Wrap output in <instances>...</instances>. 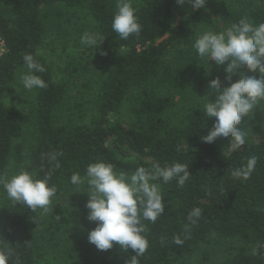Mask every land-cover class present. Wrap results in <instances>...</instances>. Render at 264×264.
Returning <instances> with one entry per match:
<instances>
[{"label":"trees","instance_id":"1","mask_svg":"<svg viewBox=\"0 0 264 264\" xmlns=\"http://www.w3.org/2000/svg\"><path fill=\"white\" fill-rule=\"evenodd\" d=\"M116 3L0 0V179L7 181L10 165L23 162L20 141L26 124L27 171L57 187L48 212L12 201L6 205L0 215V247L15 252L8 264H40L42 247L67 239L77 223L84 233L76 264H125L131 259L135 253L115 242L108 251L88 242V232L96 227L87 218L88 186L80 185L77 193L70 177H84L87 166L96 162L110 163L114 171L129 176L139 166H189L191 176L183 187L176 179L153 181L166 208L155 223L142 221L149 246L139 264L177 263L209 237L241 244L222 264H264V126L255 122L254 110L241 121L251 133L240 149L218 138L211 144L201 141L215 122L203 114L207 97L216 99L210 95L209 81L220 77L222 87L228 84L224 66L201 59L193 48L198 35L222 32L241 18L254 25L264 23V0H207L200 9H193L189 0H132L142 29L127 40L111 30ZM79 22L103 34L106 53L99 75H91L81 88L53 81L50 67L37 54L51 34ZM29 53L45 68L36 74L47 86L31 90L29 117L22 119L16 108L4 106L3 99L27 72L23 56ZM240 71L259 77L244 68ZM175 96L185 103L181 112L175 111ZM252 155L258 162L250 178L233 177L231 172ZM5 194L0 183V195ZM194 208L202 215L192 225L187 218Z\"/></svg>","mask_w":264,"mask_h":264},{"label":"clouds","instance_id":"2","mask_svg":"<svg viewBox=\"0 0 264 264\" xmlns=\"http://www.w3.org/2000/svg\"><path fill=\"white\" fill-rule=\"evenodd\" d=\"M193 9L203 8L207 0H189ZM183 3V0H177ZM142 26L138 22L136 9L132 0H117L111 30L121 40L139 35ZM105 37L99 32H85L80 43L89 48H99ZM98 45V47H97ZM201 59L214 61L226 73L227 87H222L220 77L209 81L210 95L215 101L207 102L203 114L215 122L206 136H201L203 143L211 144L217 138H230L229 145L238 150L245 145L247 132L238 127L244 117L253 113L261 102H264V23L254 25L247 18H241L222 32L205 31L198 35L193 44ZM106 55V53H101ZM27 72L20 81L26 90L45 88L46 82L36 73L45 72V68L29 53L23 56ZM226 65V66H225ZM244 68L255 75H245L240 71ZM233 76L239 78L233 82ZM205 98V97H204ZM203 99V98H202ZM56 159L55 154L50 157ZM258 162L255 155L247 158L246 163L235 168L231 175L247 180ZM188 165L173 163L160 167L155 165L152 170L144 166L136 168L130 176L124 172L117 173L114 166L104 162L91 163L87 166L86 175L81 177L74 173L70 177L72 185L87 184L88 220L95 222V229L88 232V242L99 251H108L115 244L125 251L131 249L135 254L125 264H139L138 258L143 256L149 244L143 233L146 231L143 220L155 223L165 213L166 204L159 186L153 181L162 179L164 183L176 179L177 185L183 187L189 180ZM3 189L7 197L15 204L27 206L32 211L42 209L49 211L51 198L55 196L57 187L49 186L48 179H36L33 173L21 170L11 179L4 181ZM202 210L194 208L189 212L188 221L195 225L201 217ZM177 244L181 241L177 238ZM15 256L10 247H0V264H8Z\"/></svg>","mask_w":264,"mask_h":264},{"label":"rangeland","instance_id":"3","mask_svg":"<svg viewBox=\"0 0 264 264\" xmlns=\"http://www.w3.org/2000/svg\"><path fill=\"white\" fill-rule=\"evenodd\" d=\"M85 32L92 31L83 22H79L72 29L62 28L60 32L51 34L38 49V56L43 58L50 67L53 81L57 83L65 81L66 83L75 85L70 87L77 86V88H81L80 85L85 84L91 75L95 74L92 78H96L99 75L101 53L104 52V48L102 45L97 49L82 45L80 40ZM1 50L0 44V53H2ZM75 93V91L71 92L72 96H75ZM33 98L32 91L26 90L21 81L18 80L7 91L3 103L6 108H16L20 112L22 119H28ZM175 102V111L181 112L185 103L179 100L177 96H175ZM126 108L127 104L123 106L124 113ZM255 115L257 119L255 122L258 125L264 126V102H261L258 108L255 109ZM238 127L245 129L247 135L251 133V129L245 127L242 123ZM29 137L30 129L25 124L24 135L20 141L24 147V159L16 167H14V164L10 165L9 170L11 172L8 175V180L21 170H28ZM218 139L227 143L230 140V138L225 137ZM10 201L7 194L0 195V215L4 212L6 205ZM77 224L79 225H76L71 235L64 241L54 242L55 244L47 243L42 247L40 264H76L79 262L83 249L78 241L83 235L84 229L80 225L81 223ZM239 246L241 244L238 242L217 241L215 238L209 237L205 242L194 247L187 257L177 263L172 262L170 264H222L233 253V249Z\"/></svg>","mask_w":264,"mask_h":264},{"label":"built area","instance_id":"4","mask_svg":"<svg viewBox=\"0 0 264 264\" xmlns=\"http://www.w3.org/2000/svg\"><path fill=\"white\" fill-rule=\"evenodd\" d=\"M0 44H1V47H2V43L0 42ZM1 52H3V50H1Z\"/></svg>","mask_w":264,"mask_h":264}]
</instances>
